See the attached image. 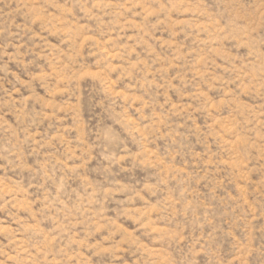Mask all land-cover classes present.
<instances>
[{
	"label": "rangeland",
	"instance_id": "1",
	"mask_svg": "<svg viewBox=\"0 0 264 264\" xmlns=\"http://www.w3.org/2000/svg\"><path fill=\"white\" fill-rule=\"evenodd\" d=\"M0 264H264V0H0Z\"/></svg>",
	"mask_w": 264,
	"mask_h": 264
}]
</instances>
